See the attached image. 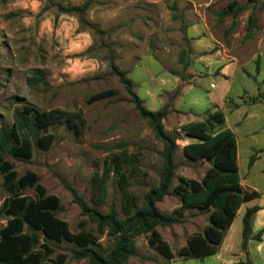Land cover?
Masks as SVG:
<instances>
[{
  "label": "rangeland",
  "instance_id": "obj_1",
  "mask_svg": "<svg viewBox=\"0 0 264 264\" xmlns=\"http://www.w3.org/2000/svg\"><path fill=\"white\" fill-rule=\"evenodd\" d=\"M84 1L0 0V130L12 126L15 109L24 103L40 111L67 112L77 124L52 126L55 140L46 150L31 136L34 147L29 160L9 153L4 154L5 159L19 177L35 173L47 194L60 200L55 215L68 223L71 234L92 236L95 248L108 252L113 239L107 230L99 233L96 223L81 214L65 184L100 212L107 213L113 204L119 216L126 218L142 205L149 189L159 185L164 165V144L111 73L108 49H112L115 63L133 81V89L147 109L156 111L169 104L170 113L163 124L178 145L172 186L157 203L163 213L177 218L170 227H157L174 257L153 249L149 235L140 234L136 236V255L125 264L246 262L241 247L243 216L248 207L264 204V61L260 55L264 54V0H235L245 9L235 19L222 21L218 12L234 0H94L86 18L100 33L82 27L76 15L60 13L56 6ZM252 11L259 18L258 27L253 38L245 39ZM182 50L187 52V67L180 60ZM223 67L229 68L225 74L221 73ZM37 70L44 72L51 88L26 84ZM225 87L223 108L210 106L209 93L222 95ZM106 90L115 93L90 100ZM252 97L258 100L252 103ZM236 104L241 105L239 110ZM220 111L225 124L209 132L225 126L233 131L242 189L257 192L259 197L246 202L232 223L228 238L235 254H225L221 262L212 257L186 260L177 252L192 234L203 232L209 213L193 208L181 212V197L175 187L180 177L201 181L210 165L184 156L183 147L197 141L186 135L184 128L205 123L210 114ZM20 193L37 198L34 188ZM12 195L0 171V229L9 219L3 204ZM32 232L40 240L35 250H42L43 244L53 249L49 259L65 254V264H90L88 258L73 256L79 249L75 244L26 229V233Z\"/></svg>",
  "mask_w": 264,
  "mask_h": 264
},
{
  "label": "trees",
  "instance_id": "obj_2",
  "mask_svg": "<svg viewBox=\"0 0 264 264\" xmlns=\"http://www.w3.org/2000/svg\"><path fill=\"white\" fill-rule=\"evenodd\" d=\"M253 2L254 0H249ZM94 0H85L81 5L56 4L60 13L76 15L79 24L84 28H91L100 33L86 18V12ZM245 7L239 6L237 1H232L218 12L222 21L227 17L235 19ZM259 18L254 11L248 17L247 33L245 39L253 38L257 29ZM187 37L185 36V39ZM187 52L182 50L180 60L187 67ZM108 66L111 73L116 75L120 83L134 104L139 115L146 119L155 133V136L164 144L162 154L164 165L160 173L159 185L152 187L145 194L141 206L127 216L121 218L116 207L112 204L107 213H102L90 206L83 196L79 195L73 187L65 184L78 205L81 214L96 223L99 233L105 230L113 239V245L107 253L97 248L96 240L89 235H73L69 231L67 222L59 219L55 211L60 208V200L54 195H48L45 187L40 184L39 177L33 172H27L19 177L13 164L5 159L4 154L9 153L19 159L29 160L33 155L34 141L41 149H48L55 140L50 132L52 126L66 122L69 126H76L69 113L59 109L40 111L30 104H22L21 108L14 111V122L10 128L0 130V171L4 177L5 186L12 192V197L3 204L4 213L9 216L7 224L0 229V264H65L67 256L58 254L55 259H49L53 249L43 244L42 250H35L40 246L39 236L26 229L42 232L47 238L57 242H69L79 249L74 250L73 256L77 259L88 258L90 264H125L136 255V236L148 234L149 245L167 258H173L167 242H165L157 227H170L177 223L173 215L163 213L157 203L163 201L168 195L177 169L174 162L178 145L176 139L168 134L163 121L170 113V106L166 104L156 111L147 109L140 97L133 89V81L115 63V54L108 49ZM259 68H257V72ZM28 86L43 85L51 88L44 72L37 70L26 79ZM113 90H106L94 94L90 100L96 101L113 95ZM257 97L250 101L255 103ZM235 107H239L238 104ZM225 124L223 112L210 114L205 123L190 125L184 132L196 142L183 147V154L190 160L207 161V169L201 181L179 178L175 191L181 197L180 211L187 209H200L209 213V223L202 233L192 234L178 252L177 256L184 259L204 258L218 252L226 234L234 222L240 207L254 198L259 197L257 192L245 193L240 183L237 165V139L231 129L225 128L218 132L210 133L214 127ZM77 128V127H76ZM34 130V131H33ZM253 155L250 164H253ZM34 188L37 198L32 199L20 193L21 190ZM262 208L254 205L246 209L243 216L242 248H247L250 239L261 241L264 229L252 235V222L255 214Z\"/></svg>",
  "mask_w": 264,
  "mask_h": 264
},
{
  "label": "crops",
  "instance_id": "obj_3",
  "mask_svg": "<svg viewBox=\"0 0 264 264\" xmlns=\"http://www.w3.org/2000/svg\"><path fill=\"white\" fill-rule=\"evenodd\" d=\"M260 55H261L262 61H264V59H263L264 54L262 52H260ZM228 69L229 68H227V67H223L221 69V73L225 74L226 72H228ZM212 85H213V87H215V84H212ZM226 91H227V87H225L222 95L216 94L217 97L215 95L212 96V94L209 93V96H208L209 105L210 106L216 105L222 109L224 102H225L224 100H225ZM216 98H217V100H216ZM221 99H223V101H221ZM240 107H241V105H239L238 109H236V110H239ZM226 123H227V120H226ZM225 128L230 129L228 126L227 127L225 126L222 129H225ZM237 145H238V142H237ZM237 155H239V150H237ZM243 205H245V203ZM242 206L240 207L238 212L241 210ZM258 206H260L262 209L259 210L254 216V219L252 222V235L257 234L261 229H264V204H262V205L258 204ZM231 227H232V225L230 226V228L226 234V237L224 238L218 252L214 255H210V256H207L204 258H199V259H205V258L212 257V258H215L217 260V262H221L225 254H235V253H232V251H233L232 243L229 241V238H228ZM253 243H255V245H253ZM241 247H242V245H241ZM243 251H244V255L247 258L246 262H243L241 260H232V261H230V263L231 264H238L240 262H243L244 264H264V233L261 237V241H256V240L250 239L248 241L247 248L245 250L243 249ZM192 259H197V258H192ZM186 260H188V259H186ZM248 262H250V263H248ZM203 264H211V263L210 262H204ZM219 264H222V263H219Z\"/></svg>",
  "mask_w": 264,
  "mask_h": 264
}]
</instances>
